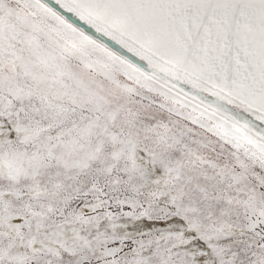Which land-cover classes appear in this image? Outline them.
Wrapping results in <instances>:
<instances>
[{"label":"snow or ice","instance_id":"snow-or-ice-1","mask_svg":"<svg viewBox=\"0 0 264 264\" xmlns=\"http://www.w3.org/2000/svg\"><path fill=\"white\" fill-rule=\"evenodd\" d=\"M0 264H264V0H0Z\"/></svg>","mask_w":264,"mask_h":264}]
</instances>
